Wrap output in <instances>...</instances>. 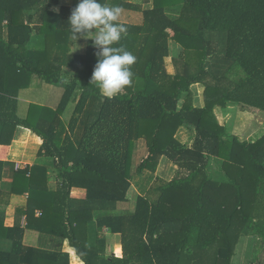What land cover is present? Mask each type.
Masks as SVG:
<instances>
[{
  "label": "trees",
  "instance_id": "trees-1",
  "mask_svg": "<svg viewBox=\"0 0 264 264\" xmlns=\"http://www.w3.org/2000/svg\"><path fill=\"white\" fill-rule=\"evenodd\" d=\"M58 2L0 0V24L9 23L7 38L0 34V179L18 126L42 138L39 155L54 167L17 169L10 192L27 202L12 226L0 211V242L9 244L0 247V264H71L66 246L83 264H233L241 236L264 244V134L242 140L216 114L231 105L264 113V0H144L153 4L145 9L112 0L127 28L113 46L136 60L130 85L111 99L90 83L92 39L81 57L50 58L49 44L29 47ZM71 11L57 16L46 38L68 36ZM21 12L28 18L19 24ZM170 39L184 50L173 74L165 64ZM65 65L75 70L70 79ZM34 77L63 94L56 108L30 103L21 116L19 93ZM180 127L193 133L191 145L177 137ZM140 143L146 151L133 168ZM163 157L177 166L171 179L154 178ZM146 171L152 182L137 180L130 210L132 180ZM29 229L40 233L37 246L25 245ZM105 229L121 236L112 252ZM261 253L249 261L264 264Z\"/></svg>",
  "mask_w": 264,
  "mask_h": 264
},
{
  "label": "crops",
  "instance_id": "crops-1",
  "mask_svg": "<svg viewBox=\"0 0 264 264\" xmlns=\"http://www.w3.org/2000/svg\"><path fill=\"white\" fill-rule=\"evenodd\" d=\"M129 3L133 4H139L141 5L144 9L145 8H152V2H144V0H124ZM78 3V0H59V2L55 5H53L49 11V13L46 15V21L44 23V27L41 33L37 34L35 38L32 40V42L29 44V47L34 50V51H41L46 47V44H49L50 46V58H54L56 56H60L62 58L65 57H81L84 56L87 52V42L91 38L89 37L88 39H85L83 37H78L77 41L75 42L72 38L71 32H69L68 36L66 38H46V32H54L56 28V20L57 16L62 12L66 10H72ZM114 5L112 3V0H110L108 6ZM51 12V14H50ZM28 18V13L26 12H21L19 13V16L17 17V23H26ZM69 16L66 14L65 19L68 20ZM67 22V21H66ZM8 21L4 20L0 24V34L3 38H7L8 34ZM50 26H52L50 28ZM170 54L168 57L165 58V64L166 68L169 73L173 74L176 71V68L174 66V58H180L183 57L184 50L183 47L175 40L170 39ZM182 54V56H181ZM167 63L170 64L171 68L168 67ZM75 70L71 68L68 65L63 66V75L65 78L70 79L71 77L74 76ZM55 85L46 83L42 80H40L37 77H34L32 84L30 87L21 89L19 93V113L21 116H24L27 112L28 106L30 103H37L40 105H46L51 108H56L60 102V99L63 94V89L61 88L60 92H58V97L57 101L55 103L51 102V94L54 91ZM47 91H50V93H46ZM24 102L25 109L22 107V103ZM70 107L72 108L73 105L70 104ZM68 112H65L64 118L66 117ZM226 127V125H225ZM227 128V127H226ZM21 129H24L30 133V135H25L24 132H21ZM186 130L188 134L187 142H184L178 137V134L181 130ZM177 137L184 143L189 144V142H193L194 135L190 131H188L184 127H180V129L177 132ZM42 138L39 137L37 134H35L32 130L23 127V126H18L17 129L15 130L14 137L12 140V143L9 147V150L4 156L5 164L4 168L2 170V178L0 179V211L4 210L5 213V219H4V225L5 226H12L15 223L16 220V212L17 208L25 206L27 202V195H14L11 194L10 192V186L14 180L15 173L18 169L17 166H21L20 168H25V167H32L34 165H46L50 170H54V167L52 166L53 159L48 158L45 155H39V150L42 145ZM189 144V145H191ZM1 149V146H0ZM5 153V147L3 150V154ZM6 157V159H5ZM168 162L171 163L172 165L175 166V172L177 170V166L172 163L169 159L166 157H163L160 165ZM159 165V166H160ZM159 168V167H158ZM158 170V169H157ZM219 170V169H218ZM223 174V173H222ZM175 175V173H174ZM137 176V175H136ZM140 177V176H139ZM137 180L134 177L132 180V187L130 188L129 194H134L136 193V189L139 194V188L137 185ZM50 187L55 188L57 184V178L56 177H51L49 181ZM9 185V187H8ZM73 194L76 196H81L83 194V191L81 189H74ZM129 196V195H128ZM130 198V196H129ZM130 203L132 204V200H130ZM130 210H134V208H130ZM24 217H22V225L24 224L23 221ZM105 236L107 238V243H108V248L110 247V239L116 241V247L114 250L117 249L119 244L121 243V236L120 234H111L105 229ZM40 233L37 230L29 229L26 232L25 235V245H28V239L31 241H34L33 245L37 246L40 242ZM110 236V239L108 238ZM120 237V238H118ZM246 239V240H245ZM118 240V242H117ZM246 244L242 257H240V261L237 264H241V260L246 261L248 259V254H252V252L255 251V247L257 245V240L256 242L254 241V237L250 236H241L238 245L240 243ZM237 245V247H238ZM29 246V245H28ZM31 246V244H30ZM0 247L6 248L9 247V244L6 242L1 241L0 242ZM69 249V248H68ZM66 249V250H68ZM109 250V249H108ZM112 250V251H114ZM71 255L73 253V250H68ZM109 251V252H112ZM238 252V251H237ZM235 251V255L237 254ZM75 255V254H74ZM72 257V256H71ZM76 261H79L80 264H83V262L76 256L75 258ZM234 260V257H233ZM249 261V259H248ZM77 263V262H76Z\"/></svg>",
  "mask_w": 264,
  "mask_h": 264
},
{
  "label": "clouds",
  "instance_id": "clouds-1",
  "mask_svg": "<svg viewBox=\"0 0 264 264\" xmlns=\"http://www.w3.org/2000/svg\"><path fill=\"white\" fill-rule=\"evenodd\" d=\"M122 9L118 5L108 6L100 0H78L68 18L70 32L76 42L78 37L92 39L97 49V62L90 83L94 84L106 98H114L125 86L130 85L133 72L130 66L136 57L121 47H114L127 33L119 23Z\"/></svg>",
  "mask_w": 264,
  "mask_h": 264
},
{
  "label": "rangeland",
  "instance_id": "rangeland-1",
  "mask_svg": "<svg viewBox=\"0 0 264 264\" xmlns=\"http://www.w3.org/2000/svg\"><path fill=\"white\" fill-rule=\"evenodd\" d=\"M183 54V53H182ZM181 54V56H182ZM168 67L171 68L170 64L167 63ZM54 91L51 94V102L55 103L57 101V97H58V92H60L61 87L58 86H54ZM46 93H50V91H47ZM201 92L199 91L198 94H200ZM27 105V104H25ZM25 105L24 102L22 103V107L23 109H25ZM216 114L218 117V120L221 124L226 125L227 130L230 134L232 135H237L239 136L242 140L246 139V140H256L258 139L260 136H262L264 134V113L261 111H249V110H242L241 108H239L236 105H231L228 108L224 109V108H220L218 107L216 109ZM188 132L186 130H181L178 134V137L183 140L184 142H187L188 137ZM190 139V138H189ZM189 144H191V142H189ZM146 151V147L144 146L143 143H140V145L138 146L136 152L133 155V162H132V167L135 168V166L140 162L141 158L143 157L144 153ZM219 166L217 164L216 161H214L211 164V171L213 173V175L215 177H217L218 179L222 178L223 176L221 174H219ZM175 173V166L172 165L171 163L165 162L163 164H161L156 172V175L154 174V178L155 176L159 175V176H163L166 179H171L174 176ZM151 173L147 172L143 174V176H134L136 179H140L141 182L145 185H147L148 183L150 184L152 182V178H150ZM9 187V185H8ZM136 193L134 194H129L130 196V200H132V204L129 202L128 206L131 208L135 209L136 206V200H137V196H138V191L137 189L135 190ZM110 239V236L108 237ZM120 238V237H118ZM246 240V239H245ZM259 240L261 241V238H259ZM260 241H257V245L255 247V251L253 252V255H251L250 257H253L255 255H259L260 252L261 253V259L264 260V244L260 243ZM34 241H31V239H28L27 244L28 245H33ZM118 242V240H117ZM116 241L113 239H110V247L108 248L109 251H112L115 249L116 247ZM246 244H243L242 242L238 245V247H236V252L237 254L234 255V260H233V264H237L240 261V257H242L243 254V250L245 248ZM65 249H68V246L65 247ZM68 250H72V249H68ZM76 256L74 255V252L72 253V257H71V264H80L79 261L75 260ZM77 262V263H76ZM241 264H254L251 261H248V259H246V261H243V259L241 260Z\"/></svg>",
  "mask_w": 264,
  "mask_h": 264
},
{
  "label": "built area",
  "instance_id": "built-area-1",
  "mask_svg": "<svg viewBox=\"0 0 264 264\" xmlns=\"http://www.w3.org/2000/svg\"><path fill=\"white\" fill-rule=\"evenodd\" d=\"M17 167H18V169H21V168H20L21 166H17ZM25 168H26V167H25ZM23 221H24V223H25V217H24Z\"/></svg>",
  "mask_w": 264,
  "mask_h": 264
}]
</instances>
